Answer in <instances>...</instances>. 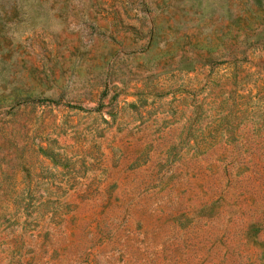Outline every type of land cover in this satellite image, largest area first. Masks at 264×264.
I'll list each match as a JSON object with an SVG mask.
<instances>
[{
	"label": "rangeland",
	"instance_id": "rangeland-1",
	"mask_svg": "<svg viewBox=\"0 0 264 264\" xmlns=\"http://www.w3.org/2000/svg\"><path fill=\"white\" fill-rule=\"evenodd\" d=\"M0 264H264V0H0Z\"/></svg>",
	"mask_w": 264,
	"mask_h": 264
}]
</instances>
